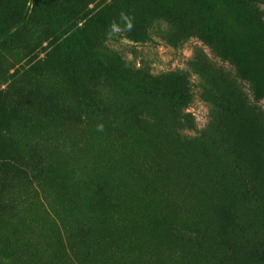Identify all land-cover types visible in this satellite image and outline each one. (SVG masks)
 I'll return each mask as SVG.
<instances>
[{"label":"rangeland","instance_id":"obj_1","mask_svg":"<svg viewBox=\"0 0 264 264\" xmlns=\"http://www.w3.org/2000/svg\"><path fill=\"white\" fill-rule=\"evenodd\" d=\"M62 1L0 0V113H4L0 155L7 157L0 161L15 164L1 162L0 174L19 186H14L16 208L9 212L6 207L0 215V264H213L227 251L230 240L215 227L206 233L200 218L224 191H211L212 186L204 191L206 180L184 185L162 178L161 166L141 178L139 164L144 157L137 139L160 142L170 156L180 150L195 155L198 147L204 148L211 165L231 168L236 175L239 187L226 196L246 190L247 197L237 205L244 213L258 188L223 144L221 133L234 118L252 121L264 130V99L254 97L249 78L229 55L220 53L223 43L216 31L209 40L203 37L196 7L207 9L211 23L229 20L244 28L243 18L250 14L264 27V4L242 0H91L86 4L89 0H84L85 7L99 10L110 22L107 37L98 41L101 49L114 50L143 73L184 70L188 75L191 98L185 105L155 106L123 95L120 103L137 114L126 118L129 132L97 119L86 120L65 99L61 85L71 84L58 79L56 70L63 53L70 54L76 67L84 63L95 67L81 48L79 33L95 38L102 25L57 20L56 11L66 6ZM150 17L154 24L143 28L149 39L129 38L120 29L124 21L137 26L140 19ZM7 29L25 35L27 48L21 45L23 38L9 39ZM260 41L264 43V36ZM109 84L104 88L117 95ZM97 134L114 144L126 142L132 152L115 160L113 145L106 146V140L99 147ZM27 151L46 172L39 184L24 165ZM15 152L23 156L21 162L10 159ZM152 158V153L147 155ZM223 173L224 169L216 170L217 182ZM97 183L113 190L111 201L117 197V205L106 206L94 198L92 185ZM79 223L88 229L80 230ZM171 249L175 261L168 258Z\"/></svg>","mask_w":264,"mask_h":264},{"label":"trees","instance_id":"obj_2","mask_svg":"<svg viewBox=\"0 0 264 264\" xmlns=\"http://www.w3.org/2000/svg\"><path fill=\"white\" fill-rule=\"evenodd\" d=\"M249 5L264 4V0H242ZM91 0L86 1L89 4ZM69 5H67V4ZM84 0H65L62 1L61 7L56 11L57 20L65 23L81 25L99 23L102 30L97 37L91 38L83 33H79L81 39V48L87 56L94 62L95 67L90 64H81L76 67L70 61V54L63 53V61L57 67V77L65 83L71 85H61L64 88L65 99L73 103L78 109L79 114L88 121L96 120L107 126H120L131 132L128 127L126 118L128 114L137 117V114L127 107H124L120 100L123 95H127L131 100L142 99L144 102L154 104L155 106L165 104L185 105L190 100L188 91V75L184 70L177 72H166L159 75H151L139 71L136 67L127 63V61L114 50L101 49L98 41L105 39L106 33L111 25L99 10L85 7ZM85 7V8H83ZM197 14L201 17V33L205 39H211L216 31L217 38L223 43L221 54L229 55L232 61L237 65L240 72L249 78L253 95L256 99H264V47L260 37L264 36V27L257 21L254 14L244 17L245 26L239 28L232 21H218L216 24L208 20L207 9L203 11L202 7H196ZM120 23V29L127 34V37L142 40L149 39L150 35L143 30L145 26L151 27L154 24V18L149 20H139L137 26L129 25V21ZM81 27V26H80ZM80 27H78L80 29ZM154 27V26H153ZM5 35L9 39L14 37L23 38L21 45L27 48L28 38L16 29H7ZM67 71V72H66ZM112 84L114 91L118 90L117 95H112L104 86ZM109 84V85H110ZM73 107V108H74ZM4 116V113H0ZM99 147L107 140L100 134L95 135ZM221 140L225 146L229 147L232 154L240 162L244 174L248 177L251 184L257 186L256 197L244 208V213H240L238 208L239 202L247 197L244 190L239 196L227 197V192L237 189V179L231 168L226 169L222 166H216L208 158V152L198 147L195 155H189L184 151H177L176 155L170 156L164 151L160 142L153 139H137L139 144V153L144 159L139 164V174L145 178L146 174L155 171L157 167H162L161 177L165 179H176L184 185H194L198 180H206L204 191L212 186L211 191L222 192L223 194L215 198L201 216V226L207 233L212 227L219 229L222 234L229 238L230 246L226 252L216 257L213 264H264V130L257 128L254 123L242 118H234L232 122L222 129ZM113 145L115 150L114 159L126 158V155L132 152V148L126 142L114 144L107 140L106 146ZM116 145V146H114ZM28 152V159L25 166L31 168L32 175L38 184L41 176L46 175L44 169L40 166L39 161L32 157L33 152ZM152 153V160L147 159V155ZM0 158L6 159L0 155ZM10 159L21 162L23 156L20 153H13ZM15 167L8 161H0ZM20 168V167H19ZM21 173L26 170L20 168ZM217 169H224L222 180L217 182L218 176L215 172ZM24 172V173H23ZM206 175V179H201ZM14 180V179H13ZM227 182L226 186L225 183ZM17 186L9 184L5 176L0 174V215L6 207L9 212L16 207ZM219 191H218V188ZM108 188L109 190L105 189ZM18 189V188H17ZM112 189L103 183L92 185V193L99 203L106 206H115L118 204V198L113 202ZM26 192H21L20 195ZM92 212L89 218L94 215ZM103 220V219H102ZM190 221V220H189ZM184 220V222H189ZM83 223V222H82ZM190 223V222H189ZM79 223L78 225H80ZM80 230H87L88 227L80 225ZM170 226L167 231L170 232ZM175 234L174 237H176ZM72 240V244L75 243ZM187 250H191L189 245H185ZM175 251L171 249L168 258L175 261Z\"/></svg>","mask_w":264,"mask_h":264}]
</instances>
